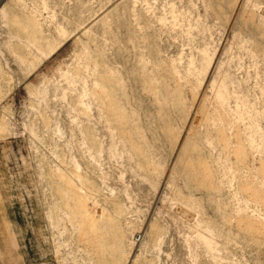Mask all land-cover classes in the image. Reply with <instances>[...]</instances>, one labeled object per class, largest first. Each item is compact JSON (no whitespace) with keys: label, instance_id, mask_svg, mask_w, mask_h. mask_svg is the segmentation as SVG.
I'll use <instances>...</instances> for the list:
<instances>
[{"label":"rangeland","instance_id":"rangeland-1","mask_svg":"<svg viewBox=\"0 0 264 264\" xmlns=\"http://www.w3.org/2000/svg\"><path fill=\"white\" fill-rule=\"evenodd\" d=\"M4 221L0 264H264V0H0Z\"/></svg>","mask_w":264,"mask_h":264},{"label":"crops","instance_id":"crops-1","mask_svg":"<svg viewBox=\"0 0 264 264\" xmlns=\"http://www.w3.org/2000/svg\"><path fill=\"white\" fill-rule=\"evenodd\" d=\"M0 228H2L3 231L6 232V229L8 231V235L10 236V225L8 223H6V221H4V223L1 225L0 224ZM11 239V236L9 237V240ZM8 241V239H7Z\"/></svg>","mask_w":264,"mask_h":264}]
</instances>
